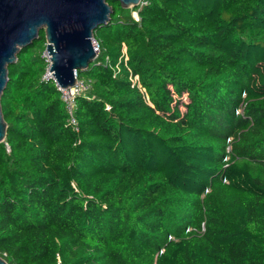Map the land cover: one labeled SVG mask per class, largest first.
Listing matches in <instances>:
<instances>
[{
  "label": "trees",
  "instance_id": "obj_1",
  "mask_svg": "<svg viewBox=\"0 0 264 264\" xmlns=\"http://www.w3.org/2000/svg\"><path fill=\"white\" fill-rule=\"evenodd\" d=\"M108 3L78 131L44 31L8 66L0 257L264 264V0Z\"/></svg>",
  "mask_w": 264,
  "mask_h": 264
},
{
  "label": "water",
  "instance_id": "obj_2",
  "mask_svg": "<svg viewBox=\"0 0 264 264\" xmlns=\"http://www.w3.org/2000/svg\"><path fill=\"white\" fill-rule=\"evenodd\" d=\"M124 9L137 8L143 0H113ZM108 0H0V143L7 136L1 97L9 80L8 66L16 63L22 48L45 32L48 72L62 88L77 82L98 57L94 32L112 15ZM0 264L8 262L0 257Z\"/></svg>",
  "mask_w": 264,
  "mask_h": 264
},
{
  "label": "built area",
  "instance_id": "obj_3",
  "mask_svg": "<svg viewBox=\"0 0 264 264\" xmlns=\"http://www.w3.org/2000/svg\"><path fill=\"white\" fill-rule=\"evenodd\" d=\"M143 4V2H142ZM141 4V5H142ZM93 45L95 50L97 51V54L99 53V44L93 39ZM46 56V54H45ZM47 59V56H46ZM49 67V66H48ZM77 77V74H76ZM45 78H50V73L47 70ZM138 77H135V80H137ZM77 82L74 86L70 88H62L58 84L57 88L60 91L61 99L65 105V108L67 110V113L69 115V123L72 125V127L75 129V131L79 130L78 122L75 118V110H76V103L77 98L83 94H86L92 86V82L89 79H79L77 77ZM110 106H106V110H110Z\"/></svg>",
  "mask_w": 264,
  "mask_h": 264
},
{
  "label": "rangeland",
  "instance_id": "obj_4",
  "mask_svg": "<svg viewBox=\"0 0 264 264\" xmlns=\"http://www.w3.org/2000/svg\"><path fill=\"white\" fill-rule=\"evenodd\" d=\"M132 15L135 17V18H137L138 16H137V13H135V12H132ZM45 55V54H44ZM46 57V56H45ZM85 78V77H84ZM184 100L185 101H188L187 99H186V97H184Z\"/></svg>",
  "mask_w": 264,
  "mask_h": 264
}]
</instances>
